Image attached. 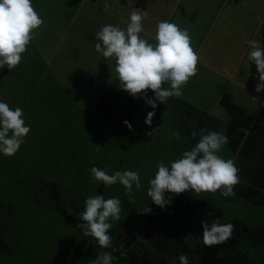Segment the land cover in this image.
<instances>
[{"label":"rangeland","instance_id":"obj_1","mask_svg":"<svg viewBox=\"0 0 264 264\" xmlns=\"http://www.w3.org/2000/svg\"><path fill=\"white\" fill-rule=\"evenodd\" d=\"M87 1L92 2V0ZM142 1H145L147 5L144 8L148 9L145 10L150 9L149 12L147 11V18L143 21L144 31L140 34L142 38L155 43L152 37L159 20H167L177 24L181 29H187L192 38V47L199 56L198 74L182 88L181 96L204 110L211 106L210 98H212L215 108L212 114L227 116L225 119L218 117L222 123L220 134H224L225 128L231 126L230 124L239 126V123H244L250 107L244 101V97L250 94V90L254 91L259 83L256 66L248 59L251 48L247 41L257 40L260 42V47L264 49V0ZM86 4L83 0H32V5L44 20V24L35 30L36 37L29 43L27 51L22 54L21 63L11 71H8L7 67L0 69V102L7 103L13 110L16 107L22 108L25 125L30 127V132L24 137L19 150L13 156L9 157L0 153V225L2 223L0 230L4 239L10 244L12 256L18 264H90V261H95L99 255L106 253L103 249L109 251L116 244L117 231L124 227L128 228L131 221L135 222L143 215L138 214V210L146 206L151 209L150 214L162 212L167 209L175 196L165 193V199L170 203L164 209L152 203L151 198L147 196L148 181L155 176L157 162L163 161L166 166H169L184 152L177 141L178 137L173 135L176 132L180 134V128L172 123L171 131L168 132L162 123L164 111L160 106L165 102L160 104L157 101V107L152 109L145 103L146 98L143 94L134 98L132 117L136 121L137 132L131 139H124L98 122V114L95 111L96 101L93 100V97H98L101 93L97 92L98 86H92L87 94L89 97L85 101V109H80L83 108V101L80 100L76 104L78 109L68 110L69 95L63 94L61 82L56 84L55 78L52 80L50 78V75L54 74L52 72L55 65L58 68L55 77L59 78L58 80L61 79L60 72L63 66L60 63L66 59L62 61L64 56L62 59L58 57L62 51H65L63 46L58 49L60 50L58 56L55 54L54 58L50 55L49 44L72 38L74 29L80 39L93 36L87 22L90 19L92 24L95 21L94 24H97L99 20L97 15L90 14L92 11L88 8L91 7H86ZM100 4L95 3L102 8L100 20L102 24L109 20L107 11L127 21L128 16L125 10L133 2L132 0H103V5ZM68 22H72L70 30ZM76 22L80 26H76ZM94 31L96 34L98 29ZM44 44H48L49 47H44ZM105 61L107 68L103 67L100 71V79L103 88L108 86L110 89L107 94L109 100L121 89L119 84H116L118 79L114 71V61ZM107 72L110 73L106 74ZM226 77L233 79L236 84L228 83L227 86L230 87L221 90ZM163 87L169 86L165 84ZM233 93L236 94L237 99L230 96ZM147 95L148 98H154L150 90L147 91ZM26 97L27 101L24 102L23 99ZM99 98L105 99L103 93ZM50 99L59 106L52 103ZM225 107L226 111L223 110ZM175 109L177 108L173 107V110ZM150 111H155V116L152 118L151 125L148 126L144 121ZM176 111H178L176 116L178 120L181 115L179 110ZM77 113L80 117L89 120L95 130H91L92 127H89L88 123L85 127H82L84 124L78 125ZM65 127L70 128L72 133L70 132V135L66 133L63 138L61 133ZM82 128L88 135L82 133ZM154 129L156 130L148 136L147 133ZM88 130H91L90 134ZM108 130L114 134L111 132V136L105 134ZM57 137H62L63 143L70 142L71 149L75 152L83 153L85 150V156L87 158L92 156L97 164L116 161L117 164L109 168L106 164L105 167L98 166L109 175L117 171L139 173L141 189L137 191L133 185L131 199L119 183L105 186L102 182L95 181L93 191L83 190L84 200L89 196L103 195L105 199L117 198L120 201V219L108 221L112 225L108 233L111 236V245L108 248H101L91 237L84 236L83 231L77 227L78 224L83 223L80 220L83 205L78 204L82 208L76 215L77 213L70 208H61V204L49 202L47 206H42L28 197L31 191L36 190L38 181L64 182L66 184H62L61 187L67 189L73 186L74 174L80 165L68 162V158H63L69 156L70 150L57 149L58 145H61L55 141ZM95 146L100 149L97 150ZM174 147L177 149H173ZM107 151L116 152L115 158L113 154L109 161L100 157ZM218 155L225 160L231 159L230 153L224 146ZM46 160L50 162V168L44 164ZM86 170L88 173L84 181L89 183L93 177L91 169L85 166L83 171ZM82 174L85 173L82 172ZM179 196L189 202L193 199L207 198L221 211L216 219L206 217L204 209L199 207H194L192 211H186L181 215L180 225L172 233L181 236L191 247L202 237V221L224 223L235 218L246 226L252 227L264 220L262 207L250 206L242 201L226 200L220 191L216 193L185 192ZM61 209L67 213L61 214ZM122 233H119L120 236ZM15 247L18 251L14 254ZM116 257L117 260H112L111 264H127L118 255Z\"/></svg>","mask_w":264,"mask_h":264},{"label":"clouds","instance_id":"obj_2","mask_svg":"<svg viewBox=\"0 0 264 264\" xmlns=\"http://www.w3.org/2000/svg\"><path fill=\"white\" fill-rule=\"evenodd\" d=\"M147 15V11L133 8L126 28L104 25L95 34L94 48L105 60L114 61L119 88L133 98L140 94L147 97V91L151 90L154 98H146L145 103L155 109L157 101L163 104L172 96L182 95V88L198 74L199 56L192 47L188 30L167 20L157 22L152 37L155 43L142 38L143 20ZM43 24L44 20L34 9L32 0H0V69L7 67L11 71L21 63L22 54L36 37L35 30ZM247 43L251 48L248 59L255 64L259 77L255 87L259 93L264 90V49L257 40ZM165 84L169 87L164 88ZM154 116L155 111L148 112L144 123L150 126ZM124 123L131 127L127 121ZM155 130L147 135L150 136ZM29 132L30 127L25 125L23 119V109L16 107L13 110L7 103L0 102V153L13 156ZM173 135L178 137L180 134L176 132ZM191 135L195 138L197 133L193 131ZM199 135L198 143L191 150L184 151L169 166L163 161L157 162L155 176L148 181L147 196L161 209L170 203L165 199L166 192L179 195L185 192L220 191L224 197L234 196V187L240 182L239 169L234 159L225 160L218 155L223 145L228 143V137L205 129H201ZM90 171L94 180L105 186L122 185L130 199L133 197V185L137 191L141 189L140 176L136 171H117L112 175L97 167H92ZM150 211L144 206L138 210V214ZM120 212L119 199H105L103 195L89 196L80 213L83 223L77 227L101 248H108L111 245L108 233L112 227L108 221L119 220ZM201 226L202 242L206 247L225 243L235 231L232 223L221 224L219 221H202ZM112 260L110 253H102L90 264H111ZM179 264H189L187 254L179 256Z\"/></svg>","mask_w":264,"mask_h":264},{"label":"trees","instance_id":"obj_3","mask_svg":"<svg viewBox=\"0 0 264 264\" xmlns=\"http://www.w3.org/2000/svg\"><path fill=\"white\" fill-rule=\"evenodd\" d=\"M107 94L108 91L103 95L105 99L95 104L99 124L114 131L119 137L131 139L137 129L135 119L132 117V101H129L133 100V97L118 92L108 100ZM127 100L129 102L126 104ZM173 104L181 115L176 125L181 130L178 142L182 152L191 150L198 143L201 129L219 133L221 121L217 117L182 100L175 99ZM125 121L131 125L130 128L125 125ZM193 131L197 133L195 138L191 135ZM223 135L228 137V143L223 146L239 169L240 181L234 187V196H223V198L242 201L250 206L262 207L264 210V102L246 133L234 126H227ZM35 189L31 194L26 195L31 197V200H35L36 204L42 206H47L49 202L61 204V208H70L77 214L82 208L78 204L84 206L85 200L81 193L61 189L58 183L38 181ZM194 207L203 208L208 218L216 219L221 214V211L207 198L193 199L189 202L175 195L166 210L148 213L140 222L139 219L135 222L131 221L128 228L124 227L119 230L120 232L117 231L116 244L109 251L103 250H106V253H113L121 241L119 233L128 229L126 233L130 234L134 245L131 248L124 245L121 253L116 254L127 264H179V256L183 254H187L189 264H264V220L252 227L235 218L221 223H232L235 225V231L228 241L212 247H206L202 237L191 247L181 236L173 235L172 232L180 225L181 215L186 211H192ZM65 212L61 209V214ZM1 226L2 223L0 229ZM0 255L12 257V248L4 239L1 230ZM116 255L113 261L117 260Z\"/></svg>","mask_w":264,"mask_h":264},{"label":"crops","instance_id":"obj_4","mask_svg":"<svg viewBox=\"0 0 264 264\" xmlns=\"http://www.w3.org/2000/svg\"><path fill=\"white\" fill-rule=\"evenodd\" d=\"M83 1H84V3H87L86 7H91V8H88L89 10L92 11L90 14L91 15H97V17H98L97 20H99V22L97 24H94L96 21L92 24V21L90 19L87 22L90 25V28H88V29L92 33L93 36L92 37H86V38L82 37V39H80L76 35L77 34L76 29H74L73 30L74 36L72 38H66V41H64V42H61L63 40V39H61V41H59V42L57 41L56 43L49 44V46H51V48L48 46V44L43 45L44 47H49L50 55L54 58L56 57V55L60 51L58 49L61 46H63V48H65V51H62V53L59 56L57 55L60 59H62L64 56L62 61L66 59L65 61L60 63L63 66V69L60 72L62 74V77L60 80H58L59 78L55 77L56 73H58V71H57L58 68L54 65L53 72H52L54 74H51L50 78H51V80L55 78L54 81L56 82V84H59L61 82L60 86L64 89L63 94L69 95V101H70L69 103L70 104H68V106H67L68 110L78 109L76 104L78 102H80V100L83 101V108H80V107L79 108L85 109L86 107L84 104H85L86 99H88V97H89V95H87V94L90 92L91 87L94 85L98 86L97 92H98V94H99V92H101L100 95L102 93L104 95L105 92L110 91L108 86L103 88L102 80L100 79L101 78L100 77V71L103 70V67L106 69L107 66H106V61L104 60V62H103L104 58L102 57V55L95 51L94 45L96 43V40H95V31L94 30L98 29V31H99L104 25L119 26L122 29H124L127 26L128 18L130 16V13L133 10V8L139 9L141 11H146L145 9H148V8H144L145 6H147V5H145V1L143 2L142 0H140V1L132 0L133 4L130 5L128 8H126V10H125L127 13V16H128L127 21H125L124 18H121L119 16L115 17L112 15L111 12L107 11L106 13L109 14V16H108L109 20L106 21V23L100 24L101 23L100 20H101L102 8L99 6H96L95 3L96 4L101 3L100 5H103V0H92V2L87 1V0H83ZM147 11L149 12L150 9ZM116 18H117V20H116ZM68 21H69V19H68ZM120 21L124 22V24H121ZM143 21H145V19ZM68 23H70L68 26V29L70 30V28L72 26V22H68ZM76 26H80V24L76 22ZM68 29H67V31H68ZM45 53H48V52L45 51ZM111 61L112 60H110V62ZM97 71H99V73H97ZM109 73L110 72H107L106 74H109ZM228 83L229 84H236L235 81H233V79H229V77L228 78L226 77V78H224V82H223V86L221 87V90H223L224 88H229L230 86H227ZM63 84L65 85V87ZM116 84H119V81L116 82ZM88 85H90V87H88ZM62 88H60V89L63 90ZM118 92L128 95V93L123 91L122 89ZM150 92H151V95H154V94H152L153 92L151 90H150ZM249 92H250V94H248L246 97H244V101L246 102V104L248 106H250L249 107V114H248L246 121L244 123H239V126H236L235 124H230L231 126L236 127L237 129H239L240 131H242L244 133H246L249 130L251 123L253 122L254 118L256 117L259 109L261 108V106L264 102V90L257 93L254 89V91L250 90ZM40 96H42V95H40ZM99 96L93 97L94 102L96 101V103H97L101 100L99 98ZM230 96L237 99L235 93L231 94ZM145 98H148V95ZM253 98H255V99H253ZM132 99L133 100H129V101H132V108L131 109H132V113H133L134 98H132ZM175 99L176 100L177 99L182 100L186 103H189L192 106L196 107L197 109H200V110H202L208 114H212V112L215 111L214 110L215 108L213 106L214 100L212 98H210L211 99L210 100L211 106L208 107L207 110H204V108H202V107L200 108L199 106H195L194 104H192V102H190L186 97L172 96L165 101L164 105L160 106V108L165 113V114L163 113V118H161L162 123L164 124L165 130H167L168 132L171 131L172 123H174V125H176V123H178V120L176 118V116L178 115L177 114L178 111H176V110H178V109L173 110V107H174L173 102ZM4 100H5V98H4ZM23 101L24 102L27 101V97L25 99H23ZM129 101L127 100L125 103L127 104ZM51 102L54 103L56 106H59L55 101L51 100ZM57 108L59 109L60 107H57ZM170 110H171V113H169ZM223 110L226 111V107ZM69 112H71V111H69ZM215 117H217V118L221 117L224 119L227 118V116L222 117L219 115L215 116ZM236 122H238V120ZM87 123H88L89 127H92L91 130L94 131L95 128L93 127V124L90 123L89 120L80 117V115L78 114V125L84 124V126H82V127H85L87 125ZM221 125H222V123H221ZM226 125H228V123ZM136 126H137V124H136ZM176 127H177V125H176ZM91 130H88L89 134H90ZM70 132H71L70 128L65 127L61 133V136L63 138H65V136H66L65 134L68 133L70 135ZM110 132L113 133L112 131L108 130V132L105 131V134L111 136L112 134ZM136 132H137V129H136ZM82 133L85 135L87 134L86 132H83V128H82ZM74 135L79 136V134H76V133H74ZM62 137H57V139L55 140L57 143L61 144L60 146L58 145L57 149H68V150H70V154L68 157L64 156L65 155L64 153H61L64 156L63 158H66V159L68 158L67 159L68 162L78 163L80 165V167L76 168V171H75L76 173L74 174V182H73L72 188H69V189L62 188L61 185L66 184L64 182L60 183V182H57L55 180H47V182L51 181L54 183H58L59 187H61V189H65L67 191L74 190V191L79 192L81 194H84L83 190H85V189L93 191L94 190L93 187L95 185V183H94L95 180H94V178H92V180L89 183L84 181L85 175L88 173L87 170L83 171L84 167L86 166V167L91 169L92 167L98 168V166H104L105 167V164L107 165L108 168L111 167L112 165L114 166L117 164L116 161L114 162V161H109V160L112 159L111 158L112 154H113V157L115 158L116 152L107 151V152L102 153L101 154L102 156H100V157H104L105 159H108L109 162H101V163L97 164V162L94 161V158L92 156H89L88 158H87V156H85V150H83L84 151L83 153L75 152V150L71 149L70 142H68V143L67 142L66 143L61 142L63 140ZM178 140H179V136H178ZM61 154H58V155L62 156ZM33 156H31V157L33 158ZM44 164H46L47 167L50 168V162L48 160H46V162ZM82 165H84V167H81ZM77 170L81 171V173H78ZM82 172L85 174H82ZM147 214H143L139 218V222ZM76 215H78V214H76ZM16 251H18V248L17 247L13 248L14 254L16 253ZM5 257L6 256L0 255V264H18V262H16L15 257H13V256L12 257H6V258Z\"/></svg>","mask_w":264,"mask_h":264},{"label":"built area","instance_id":"obj_5","mask_svg":"<svg viewBox=\"0 0 264 264\" xmlns=\"http://www.w3.org/2000/svg\"><path fill=\"white\" fill-rule=\"evenodd\" d=\"M124 245L127 246L128 248H131L132 245H134V241L131 239L130 234H127L126 232L122 233L121 241L118 247L113 250V254H112L113 260H114V255L121 253V249Z\"/></svg>","mask_w":264,"mask_h":264}]
</instances>
